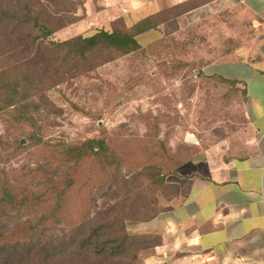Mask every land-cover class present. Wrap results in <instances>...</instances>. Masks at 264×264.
Masks as SVG:
<instances>
[{
  "label": "rangeland",
  "instance_id": "rangeland-1",
  "mask_svg": "<svg viewBox=\"0 0 264 264\" xmlns=\"http://www.w3.org/2000/svg\"><path fill=\"white\" fill-rule=\"evenodd\" d=\"M0 4L19 7L20 21L27 24L15 34L8 27L0 31V64L9 53L14 56L5 64L23 60L25 69L41 75L19 87L21 102L0 110V195L8 187L28 196L21 206L0 204L1 241L26 240L36 230L45 242L51 235L64 238L78 226L85 234L115 217L124 220L129 234H143L139 221L154 209L162 211L176 192L169 174L162 183L154 182L156 173L173 171L203 148L247 131L244 89L218 73L226 59L217 54L213 33L145 34L135 52L111 60L107 52H91L85 61L64 66L67 51L50 44L34 43L24 54L23 44L41 32L30 29L34 18L50 32L57 29L46 41L61 42L99 26L96 21L104 20L96 17L100 0ZM231 44L222 41L224 53ZM87 138L104 139L107 150L79 160L65 154ZM18 140L21 148L14 147ZM51 178L52 185L43 184ZM32 193L41 199L34 202ZM153 244L138 236L128 255L104 264H177L179 252L154 261ZM68 259L54 258L53 264H76Z\"/></svg>",
  "mask_w": 264,
  "mask_h": 264
},
{
  "label": "crops",
  "instance_id": "crops-1",
  "mask_svg": "<svg viewBox=\"0 0 264 264\" xmlns=\"http://www.w3.org/2000/svg\"><path fill=\"white\" fill-rule=\"evenodd\" d=\"M100 2L96 17L104 20L91 29L109 28L117 19L129 26L165 15L156 28L136 35L138 42L151 33H213L217 54L226 59L218 73L240 82L247 100V131L179 164L168 176L177 195L138 224L142 232L161 237L154 261L179 252L177 264H264V0ZM223 40L232 43L226 53Z\"/></svg>",
  "mask_w": 264,
  "mask_h": 264
},
{
  "label": "trees",
  "instance_id": "trees-1",
  "mask_svg": "<svg viewBox=\"0 0 264 264\" xmlns=\"http://www.w3.org/2000/svg\"><path fill=\"white\" fill-rule=\"evenodd\" d=\"M179 11L180 9L176 8L173 12L176 14ZM21 12L19 7L0 4V31L8 27L12 31L11 34H15V31L25 29L27 24H24L23 20L20 21V17L23 15ZM164 16L163 14H159L155 17H144L129 26L121 19H117L111 22L109 28H96L91 33L78 34L61 42L46 41L45 39L48 35L57 29L54 28L50 32L46 30V27L40 21L37 22V19L34 18L35 21L32 23L30 29H39L41 32L33 35L30 39L31 42L27 44L21 43L20 46L23 44L24 54L31 53L30 50L34 43L42 46L50 44L61 50L63 49L67 51V54L62 58L64 66L71 65L77 59L85 61L87 54L91 52H107L109 54L107 59L111 60L112 58L127 55L140 49L136 35L148 29L156 28L158 22L163 21ZM28 33L32 34V32ZM1 36L2 33H0ZM15 50L17 51V46ZM13 56L9 53L4 55V64H0V94L3 97V100L0 101V104H2L0 110L22 101L23 98H20L18 93L20 92L19 87L24 82H32L30 79L41 80L39 71L25 69L24 66L26 64L22 63L23 60L14 59L10 60V64H5ZM49 56L55 62L59 59L52 55ZM71 60L72 62L69 64ZM14 147L21 148V141L18 140ZM105 150H107V147L104 139L87 138L79 145L67 147L64 152L69 155V158L72 156L76 158L72 160H79L88 153L97 156ZM172 172V170L168 169L162 174L156 173L154 182L163 181L162 183H164L165 176ZM54 180L55 178L48 179L43 184L52 185ZM175 188L176 192L174 196L177 195L178 191L176 184ZM34 195L36 194L32 193L30 196V198L34 197V202L41 199V197ZM27 198L26 194L19 196L15 191L5 187L2 189L0 195V204L3 206H21L25 204ZM159 211L161 209L158 211L154 209L149 217L139 222L152 219ZM26 222H30V220H26ZM81 230V227L78 226L77 231L66 235L64 238H60L58 235H51L45 242L38 239L39 234L38 232L35 233L36 230H33L34 232L30 234L28 239L16 240L15 242L1 241L5 233L0 231V264H33L40 261L53 264L54 258L59 259V257L69 258V261L74 260L76 264L112 263L107 260L121 259L128 255L130 246L135 244V238H138V236H146L148 239L154 240L153 248L161 242L159 234L147 232L143 234H129L124 220L120 217H115L112 221L106 223L94 225L88 233L84 234ZM89 246H93L91 252L88 251ZM179 255L181 254L178 253ZM91 259H96V261H91Z\"/></svg>",
  "mask_w": 264,
  "mask_h": 264
},
{
  "label": "water",
  "instance_id": "water-1",
  "mask_svg": "<svg viewBox=\"0 0 264 264\" xmlns=\"http://www.w3.org/2000/svg\"><path fill=\"white\" fill-rule=\"evenodd\" d=\"M22 142L24 143V140Z\"/></svg>",
  "mask_w": 264,
  "mask_h": 264
}]
</instances>
